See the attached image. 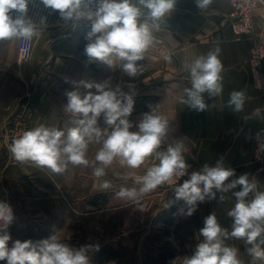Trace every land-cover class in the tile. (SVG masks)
Returning <instances> with one entry per match:
<instances>
[{"label":"clouds","instance_id":"obj_1","mask_svg":"<svg viewBox=\"0 0 264 264\" xmlns=\"http://www.w3.org/2000/svg\"><path fill=\"white\" fill-rule=\"evenodd\" d=\"M50 10L59 13L65 21L82 24L85 6L95 5L94 15L87 17L88 43L84 55L88 63L100 62L109 68L122 67L128 77L135 79L143 72L138 63L145 58L153 42V28L159 29L164 18L174 11L176 0H40ZM211 0H195L198 9L208 7ZM29 0H0V40L12 38L31 39L37 34L30 18H27ZM13 12L16 15H13ZM46 17H41L42 22ZM220 49L197 57L188 67L191 87L184 90L178 103L198 113L206 112L209 97L223 93L220 73L223 64ZM170 59V57H165ZM118 62H122L118 65ZM72 90L65 92V113L76 120L77 126L66 131L57 127L39 124L25 130L14 138L9 146L12 157L19 163L31 162L37 168H46L54 174H63L68 165L92 168V175L100 180L107 169L118 163L121 168L145 169L142 175L134 176L140 187H121L115 193L120 199L136 201L138 196L148 194L176 178L175 200L184 202L180 212L191 217L200 203L217 199L224 202L225 193L231 192L235 203L227 215L232 218L231 231L221 226L215 212L209 213L199 228L202 239L189 255L182 257V264H241L239 250L228 246V239L243 240L246 253L256 261H264V190H258V182L245 172L236 175V170L225 166L223 157L215 164L204 163L199 170H192L187 162L184 144L180 140L162 146L168 137L169 120L160 113L158 105L149 103L148 111L138 120H131L134 110L136 86L128 83V92L120 85L115 88L109 80L103 83L88 80H71ZM87 91L81 93L80 89ZM93 89L95 91H93ZM246 93L233 90L228 106L233 112L244 110ZM103 116L105 127L98 126ZM264 132V129L261 130ZM260 132L257 133L259 137ZM99 145L94 162L88 159L91 144ZM264 151V144L259 146ZM195 159V157H193ZM153 160L155 162L150 163ZM132 172L124 175L127 180ZM186 177V178H185ZM235 177V178H233ZM102 190L112 188L111 181L103 179ZM239 188L237 191H232ZM250 194L252 198L249 199ZM173 201L164 204L171 206ZM15 219L14 211L7 202H0V261L6 264H90L89 251L92 245L73 247L67 243L71 234L61 239L52 234L39 241L12 240L9 231ZM11 245V246H10ZM98 251L99 247L96 246ZM175 264V260L173 261Z\"/></svg>","mask_w":264,"mask_h":264},{"label":"crops","instance_id":"obj_2","mask_svg":"<svg viewBox=\"0 0 264 264\" xmlns=\"http://www.w3.org/2000/svg\"><path fill=\"white\" fill-rule=\"evenodd\" d=\"M255 3V32L258 41L264 45V0H255ZM230 9L229 0H211L204 9H198L195 0H176L171 15L164 18L159 29L153 28V42L143 60L150 69V76H159V80L167 85V88L163 87L162 96L163 115L169 120L170 137L166 142H183L190 171L199 170L204 163L215 164L223 157L225 166L234 168L237 176L249 173L250 179L258 182V190H264V171L252 160V142L264 124V89L255 85L246 61L252 41L245 35L234 33L225 19ZM83 11L85 20L80 24L63 20L58 12L49 14V9L40 6L28 8L27 18L31 19L37 34L33 36L31 57L26 62L18 60V38L0 40V101L6 103L0 107L12 108L30 102L28 115L32 126L54 127L59 115L55 111L59 98L56 92L65 94L68 90L65 78L96 83L106 81L104 77H94L83 57L88 43L85 36L89 30L84 24H88V16L94 15L95 5L85 6ZM41 17L46 19L42 22ZM216 48L220 49L219 58L223 64L220 73L223 93L212 97L204 93L209 107L206 112L198 113L179 104L178 99L186 88L191 87L188 67L197 57L206 56ZM116 80L111 85L113 88L121 86L120 80ZM233 90L246 93L241 112H233L228 106L229 94ZM85 91L81 88V93ZM7 173L5 179H10L9 170ZM178 182L182 180L173 182L172 187ZM237 190L239 188L232 191ZM220 195L217 193L214 201L200 203L191 217L180 212L185 207L182 200L175 202L176 217L180 223H185L192 249L202 239L199 228L211 212H215L222 227L231 231L232 218L227 213L234 205L235 197L231 192L225 193V201L220 202ZM225 244L239 250L241 264H253L243 240L230 238ZM255 264H264V261Z\"/></svg>","mask_w":264,"mask_h":264},{"label":"rangeland","instance_id":"obj_3","mask_svg":"<svg viewBox=\"0 0 264 264\" xmlns=\"http://www.w3.org/2000/svg\"><path fill=\"white\" fill-rule=\"evenodd\" d=\"M32 6L45 8L40 0H29L28 8ZM84 25L88 28V24ZM83 57L95 78L104 77L112 85L118 77L125 92L129 91L128 83L135 84L131 120H138L142 113L147 112L149 103L158 105L163 114V87L167 88V85L159 80V76H150V69L144 65V60L138 62L143 65L142 74L133 79L120 66L113 70L100 62L88 63L87 57ZM121 63L118 62V65ZM67 88L72 90L71 83ZM56 95L59 98L55 111L59 115L53 123L54 127L66 131L77 126L78 117L63 110V105L67 103L65 94L56 92ZM4 103L0 101V106ZM29 110L30 102L16 104L12 108L0 107V202H7L14 211L15 219L9 229L12 240L39 241L52 234L63 239L71 234L66 241L71 246H93L88 253L90 264H143L148 255L156 254L157 248L164 247L174 251V255L167 260L168 264H173L174 260L175 264H182V257L191 254L194 249L191 248L192 241L185 223H180L176 217L174 183L161 185L132 201L120 199L115 193L121 187L138 189L140 186L134 183V176L142 175L145 171L143 167L130 170L114 163L106 170L107 175L98 180L92 175L91 166L68 165L63 174H54L46 168H37L31 162H17L9 146L14 138L33 128ZM98 126L105 127L103 116L98 119ZM166 143L163 148H166ZM98 147L95 143L90 145V164L94 162ZM153 162L150 160L149 164ZM8 170L10 179H5ZM128 172H132L133 177L123 179ZM103 179L111 181L112 188L102 190L100 183ZM169 201H173L170 207L175 208V215L173 222L166 224L163 217L170 207L164 208V204ZM105 246L114 251L113 258H107L106 250L101 251ZM0 264L6 262L0 261Z\"/></svg>","mask_w":264,"mask_h":264},{"label":"built area","instance_id":"obj_4","mask_svg":"<svg viewBox=\"0 0 264 264\" xmlns=\"http://www.w3.org/2000/svg\"><path fill=\"white\" fill-rule=\"evenodd\" d=\"M231 9L225 19L227 20L232 31L236 34L245 35L252 41V48L246 58L248 62L249 71L253 76V81L256 86L264 89V45L258 41L257 34L254 27L253 12L256 5L255 0H229ZM33 37L31 39L18 38L17 55L20 62H26L31 57L33 46ZM264 124L260 126L258 132L259 137L256 136L252 142V160L259 164V167L264 171V151H259V146L264 144ZM180 180L176 178L175 181Z\"/></svg>","mask_w":264,"mask_h":264},{"label":"trees","instance_id":"obj_5","mask_svg":"<svg viewBox=\"0 0 264 264\" xmlns=\"http://www.w3.org/2000/svg\"><path fill=\"white\" fill-rule=\"evenodd\" d=\"M175 215V208L170 207L167 211V215L163 217L166 224H171ZM158 252L156 254H150L147 256L143 264H168L167 260L174 255V251L170 248L165 249L164 247L157 248ZM107 251V258H113L115 256L114 251L105 246L101 251Z\"/></svg>","mask_w":264,"mask_h":264}]
</instances>
